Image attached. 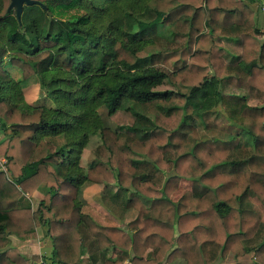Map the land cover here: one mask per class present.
I'll return each mask as SVG.
<instances>
[{
    "label": "trees",
    "instance_id": "1",
    "mask_svg": "<svg viewBox=\"0 0 264 264\" xmlns=\"http://www.w3.org/2000/svg\"><path fill=\"white\" fill-rule=\"evenodd\" d=\"M30 1L18 14L15 0H0V264H35L12 237L34 240L41 229L53 244L42 264H82L86 253L96 263L111 250L117 257L102 264H264L255 0ZM33 77L50 107L26 100ZM101 107L135 122L107 128ZM226 122L238 127L230 139L202 136ZM183 181L191 189L175 200ZM86 182L115 186L103 206L136 219L126 229L99 220L79 199Z\"/></svg>",
    "mask_w": 264,
    "mask_h": 264
},
{
    "label": "crops",
    "instance_id": "2",
    "mask_svg": "<svg viewBox=\"0 0 264 264\" xmlns=\"http://www.w3.org/2000/svg\"><path fill=\"white\" fill-rule=\"evenodd\" d=\"M259 14V15H258ZM257 14L258 25L261 24L264 18V12L259 11ZM264 24V22H263ZM262 27V26H260ZM108 190H117L115 186H107L102 184H97L94 182H86L80 192L79 199L83 206L90 207L95 210L98 219L105 222L110 226H117L121 229H126L128 224L133 222L138 213L136 210H129L124 218V220L119 219L109 212L105 206H103L102 198L105 196ZM44 194L42 192H36L31 199V203L34 209H36L39 203L43 200ZM13 246L19 248L24 256L31 259L35 264H42L44 257H49L53 253V244L51 239L46 234V229L39 230L38 237L34 240L23 241L17 237H12ZM131 258L134 257V253L131 252ZM117 257L116 252L111 250L107 255H101L98 262H93L90 256L86 253L82 258V264H102L103 260L106 258L115 259ZM234 257L230 256L227 260H221L217 264H233ZM125 264H131L130 261L125 262ZM171 264H186L184 260H176Z\"/></svg>",
    "mask_w": 264,
    "mask_h": 264
},
{
    "label": "rangeland",
    "instance_id": "3",
    "mask_svg": "<svg viewBox=\"0 0 264 264\" xmlns=\"http://www.w3.org/2000/svg\"><path fill=\"white\" fill-rule=\"evenodd\" d=\"M255 12H256V20L258 19V12L262 11L264 12V0H255V3L252 5ZM259 15V14H258ZM264 18L263 21H261V24L259 23V27L261 28V30L264 32ZM258 23V22H257ZM264 39V36L261 37V40ZM157 51L156 48H148L145 52H143L141 54V56H147L150 55L152 53H155ZM17 78L21 77V74L17 72L16 74ZM171 89V87L169 85H164L162 87H160L158 90L164 91V90H169ZM24 90H25V97L26 100L28 101V103H30L33 106H51V102L49 101V99L46 98H41L40 97V84L38 82L37 77H33L31 80L27 81L26 83H24ZM264 104V102H259L256 100H250V105L252 106H262ZM102 117L104 126L107 128H111L113 130H118L120 128L123 127H130L134 124L135 122V118L134 116L126 111H118L116 114L114 115H110L109 111L105 108V107H101L98 111ZM178 120H180L181 118L178 117ZM238 129L237 126L233 125L230 122H226L224 124V126L222 127L221 130L219 131H214V132H209L207 130H205L204 128H201V134L205 139H209L212 137H219L223 140H228L230 139L232 136L235 135L234 132H236V130ZM4 135L0 130V141H2L4 139ZM101 144V136L99 135H94L91 136L90 141L87 145V147L85 148L84 152H83V156H82V167L84 169H88L95 161V149ZM5 160H2L0 163V167H3ZM191 189V183L188 181H183L182 185L180 187V189L177 191V193L175 194V200H178L186 190ZM33 198V197H32ZM31 198V199H32ZM38 206V205H37Z\"/></svg>",
    "mask_w": 264,
    "mask_h": 264
},
{
    "label": "water",
    "instance_id": "4",
    "mask_svg": "<svg viewBox=\"0 0 264 264\" xmlns=\"http://www.w3.org/2000/svg\"><path fill=\"white\" fill-rule=\"evenodd\" d=\"M25 3L31 4L32 2L30 0H15L14 5L18 7V14L21 13Z\"/></svg>",
    "mask_w": 264,
    "mask_h": 264
}]
</instances>
